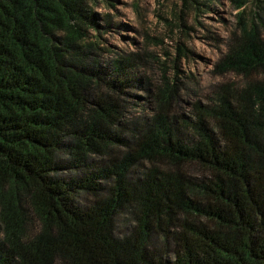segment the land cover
I'll use <instances>...</instances> for the list:
<instances>
[{"label":"trees","instance_id":"obj_1","mask_svg":"<svg viewBox=\"0 0 264 264\" xmlns=\"http://www.w3.org/2000/svg\"><path fill=\"white\" fill-rule=\"evenodd\" d=\"M94 1L0 0V264H264V15L230 0V78L192 118L161 76L137 134L122 95L153 56L98 62ZM179 1L180 25L210 2Z\"/></svg>","mask_w":264,"mask_h":264},{"label":"rangeland","instance_id":"obj_2","mask_svg":"<svg viewBox=\"0 0 264 264\" xmlns=\"http://www.w3.org/2000/svg\"><path fill=\"white\" fill-rule=\"evenodd\" d=\"M207 4L208 7H202L200 11L186 9L183 25H180L176 19L181 7L179 0L93 2L99 27L89 26L87 38L100 48L98 62L108 65L119 55L130 52L145 51L153 56L148 64H140L137 68L139 74H148L150 81H142L141 86L122 95L126 121L128 125L136 123L137 134L143 128L144 118L156 111L154 91L164 84L161 76L166 77L170 85H176L177 92L170 99L172 112L192 118L194 105L206 104L212 91L230 78V74L217 72L216 63L235 20L236 10L232 9L230 0H210ZM261 6L264 7V0H249L244 8L245 15L251 17L257 12L264 15ZM178 44L184 46V53L178 54ZM125 130L129 134L127 128ZM183 168L192 176L205 173L195 163H188ZM134 170L135 175L144 172V168ZM131 219L130 214H121L120 221H124L120 226L122 231L132 224L129 223Z\"/></svg>","mask_w":264,"mask_h":264}]
</instances>
